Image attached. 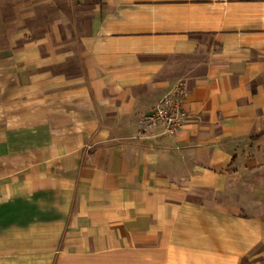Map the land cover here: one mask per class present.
<instances>
[{
	"label": "crops",
	"instance_id": "obj_1",
	"mask_svg": "<svg viewBox=\"0 0 264 264\" xmlns=\"http://www.w3.org/2000/svg\"><path fill=\"white\" fill-rule=\"evenodd\" d=\"M94 259L264 264V0H0V264Z\"/></svg>",
	"mask_w": 264,
	"mask_h": 264
},
{
	"label": "built area",
	"instance_id": "obj_2",
	"mask_svg": "<svg viewBox=\"0 0 264 264\" xmlns=\"http://www.w3.org/2000/svg\"><path fill=\"white\" fill-rule=\"evenodd\" d=\"M184 113L181 110L180 100L172 95L164 96L152 109L151 113L140 121L143 132H154L156 125L164 123L168 131L180 126Z\"/></svg>",
	"mask_w": 264,
	"mask_h": 264
},
{
	"label": "rangeland",
	"instance_id": "obj_3",
	"mask_svg": "<svg viewBox=\"0 0 264 264\" xmlns=\"http://www.w3.org/2000/svg\"><path fill=\"white\" fill-rule=\"evenodd\" d=\"M102 261H111V260H108V259H104V260H102V259H100V260H95V259L94 260H85V262H83V264H97L99 262H101L100 264H102ZM112 261H113V263L116 262V264H118L120 262H123V260H121V259H115V260H112ZM110 264H112V263H110Z\"/></svg>",
	"mask_w": 264,
	"mask_h": 264
}]
</instances>
